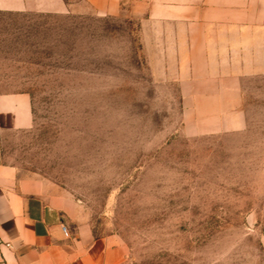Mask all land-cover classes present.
Instances as JSON below:
<instances>
[{"label": "rangeland", "instance_id": "obj_1", "mask_svg": "<svg viewBox=\"0 0 264 264\" xmlns=\"http://www.w3.org/2000/svg\"><path fill=\"white\" fill-rule=\"evenodd\" d=\"M63 1L0 12V94L28 96L33 119L9 144L18 174L74 200L126 264H264V55L239 119L215 124L129 8Z\"/></svg>", "mask_w": 264, "mask_h": 264}, {"label": "crops", "instance_id": "obj_2", "mask_svg": "<svg viewBox=\"0 0 264 264\" xmlns=\"http://www.w3.org/2000/svg\"><path fill=\"white\" fill-rule=\"evenodd\" d=\"M32 1L0 0V12H26ZM77 1L100 17L129 8L158 59L174 62L191 108L210 110L215 124L228 114L239 119L240 80L264 55V0ZM32 124L28 96L0 94V264H126V247L95 237L74 200L18 174L9 144Z\"/></svg>", "mask_w": 264, "mask_h": 264}, {"label": "built area", "instance_id": "obj_3", "mask_svg": "<svg viewBox=\"0 0 264 264\" xmlns=\"http://www.w3.org/2000/svg\"><path fill=\"white\" fill-rule=\"evenodd\" d=\"M62 231H63L64 234H66V233H65V228H64V227H62Z\"/></svg>", "mask_w": 264, "mask_h": 264}]
</instances>
